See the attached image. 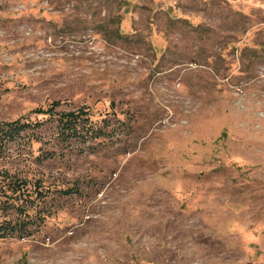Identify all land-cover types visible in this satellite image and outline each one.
<instances>
[{
    "label": "rangeland",
    "instance_id": "374dc122",
    "mask_svg": "<svg viewBox=\"0 0 264 264\" xmlns=\"http://www.w3.org/2000/svg\"><path fill=\"white\" fill-rule=\"evenodd\" d=\"M0 264H264V0H0Z\"/></svg>",
    "mask_w": 264,
    "mask_h": 264
},
{
    "label": "trees",
    "instance_id": "16d2710c",
    "mask_svg": "<svg viewBox=\"0 0 264 264\" xmlns=\"http://www.w3.org/2000/svg\"><path fill=\"white\" fill-rule=\"evenodd\" d=\"M60 101H54L49 108L47 109H36V112L39 114H50L51 116H57L56 120L64 126L61 130L63 137L72 138L77 136H83V134H93L90 124V119L92 116L91 110L88 107H80L75 110L69 111H60L57 110L60 105ZM97 134H100L97 132ZM8 198L12 199L11 206L17 207L18 209L25 208L23 203L24 199L27 197L32 198L34 194L33 191L28 188V181L12 177L8 182L7 188ZM14 202H18V205H15ZM22 222L11 223L12 227L21 228Z\"/></svg>",
    "mask_w": 264,
    "mask_h": 264
}]
</instances>
